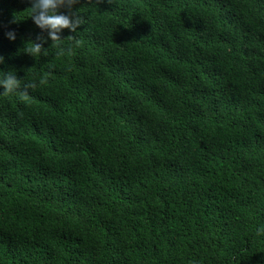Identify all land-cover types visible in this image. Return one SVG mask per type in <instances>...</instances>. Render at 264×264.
<instances>
[{"label": "trees", "instance_id": "1", "mask_svg": "<svg viewBox=\"0 0 264 264\" xmlns=\"http://www.w3.org/2000/svg\"><path fill=\"white\" fill-rule=\"evenodd\" d=\"M29 7L0 0L35 84L0 94V264H264V0H78L36 59Z\"/></svg>", "mask_w": 264, "mask_h": 264}, {"label": "clouds", "instance_id": "2", "mask_svg": "<svg viewBox=\"0 0 264 264\" xmlns=\"http://www.w3.org/2000/svg\"><path fill=\"white\" fill-rule=\"evenodd\" d=\"M30 7L29 16L33 23L46 33V37L37 36L36 40L26 43L25 52L33 58L46 56L48 49L44 45L50 40L53 48L59 49L61 53L71 51V49L78 45L79 41L76 36L71 37L67 47L64 45L65 38H62L64 30L70 33H77L78 28L84 24V19L72 11L73 6L78 3V0H29ZM61 9L66 11L62 12ZM5 37L14 41L16 34L14 30L5 32ZM4 63V57L0 55V64ZM35 87L32 82L23 83L18 79L14 72L0 71V89L3 93H15L17 90L23 88L25 94L29 88ZM256 234L264 235V227H258Z\"/></svg>", "mask_w": 264, "mask_h": 264}]
</instances>
